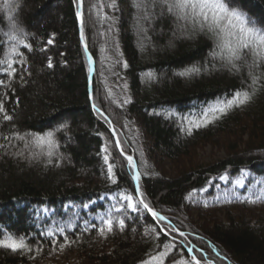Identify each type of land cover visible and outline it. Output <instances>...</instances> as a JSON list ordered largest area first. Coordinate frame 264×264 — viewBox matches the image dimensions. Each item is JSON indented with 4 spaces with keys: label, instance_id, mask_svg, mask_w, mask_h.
Instances as JSON below:
<instances>
[{
    "label": "trees",
    "instance_id": "16d2710c",
    "mask_svg": "<svg viewBox=\"0 0 264 264\" xmlns=\"http://www.w3.org/2000/svg\"><path fill=\"white\" fill-rule=\"evenodd\" d=\"M224 2L264 30V0ZM158 6L82 0L80 23L79 0H0V60L9 58L11 35L24 40L10 57L11 76L0 64V239L27 245L0 247V264L68 255L74 258L64 264H140L162 252L163 264H196L190 245L201 264H264V199L247 202L264 196V75L250 102L194 127L237 91H252L249 68L225 66L211 55L220 51L211 34H186L187 22L176 15L151 17ZM174 20L180 34L173 38ZM193 68L199 71L180 75ZM48 132L52 145L35 142ZM202 144L223 156L200 162ZM125 154L134 156L144 201L168 222L127 207L125 196L140 197ZM243 172V187L233 188ZM109 218L113 231L100 236Z\"/></svg>",
    "mask_w": 264,
    "mask_h": 264
},
{
    "label": "snow or ice",
    "instance_id": "6c2138e0",
    "mask_svg": "<svg viewBox=\"0 0 264 264\" xmlns=\"http://www.w3.org/2000/svg\"><path fill=\"white\" fill-rule=\"evenodd\" d=\"M162 8H165L169 13L174 14L178 19L184 20L188 23L182 25L181 27L185 28L186 34H194L195 32H204L205 34H211L212 38L216 43V47L220 49L219 52L213 51L211 55L213 57H219L224 61L225 66H230L231 69H237L238 64L240 67L247 66L249 68V77L251 79L252 91H237L231 99H228L226 102H221L216 107L209 109L204 113L202 123L194 124V127H202L213 120L219 118L220 115L225 114L228 110L233 107H240L252 100L253 95L256 91V85L260 82L261 76L264 74H257L256 70L264 67V30L258 27L248 26L245 20V14L241 13L238 9H230L224 0H157ZM140 4H136V7H140ZM77 17L81 16L80 12L76 13ZM227 21V24L230 28L222 27L221 22ZM255 22L253 21V24ZM191 26V32L188 33V26ZM12 27L15 31L23 32V29H20L14 23ZM10 39L15 41V44H23L24 40L18 38L16 35H11ZM83 30H81V41L83 42ZM49 44L52 43L51 40L48 41ZM9 49V58L0 60V64H7V68L4 69L7 75L11 76L13 72L16 71L12 67L10 62V57L12 55H17L18 50L15 46ZM28 47V45H25ZM85 51L87 52V46H85ZM91 62V57H89ZM49 67H51V62H49ZM126 66V65H125ZM199 71V69H188L185 72L180 73V75H187L189 72ZM147 76L151 77V73H147ZM0 111H3V104L0 103ZM5 120L10 119L7 115L3 117ZM106 119V118H105ZM191 132V127L189 128ZM53 134L51 132L46 133L45 135H36L34 137L37 144H53L52 140ZM117 148H120L119 141H116ZM107 151V149H103ZM121 154L123 151L121 150ZM51 155V152H49ZM129 166L135 171L136 165L133 162V157H126ZM104 161L108 164V178L115 183L113 177V165L108 163V155L104 156ZM51 162V161H49ZM140 174L137 172L133 175L132 179L139 181ZM224 177H221L223 179ZM195 191V190H193ZM136 195L140 197L139 200L133 202L132 196H125L124 199L128 201L127 207L131 208L134 212L139 211L138 206H142L144 210L152 215L153 218L159 221H165L167 218L160 215L154 209H152L148 203L143 199L142 194L140 193L139 185L136 187ZM264 199V196H258L255 200L248 198L247 202L256 203L257 200ZM117 226L123 230L125 227V221L123 219L118 220ZM113 231V219H104L102 221V226L98 229V234L100 236H106L108 233ZM161 232H165L166 229H161ZM171 232H178V229L171 228ZM160 233H157L159 235ZM51 235V233H49ZM180 236H184L183 232H179ZM67 241V238H65ZM0 247H7L13 251L22 250L27 247L24 243L23 238L16 240L11 235L7 236L5 239H0ZM63 247V246H62ZM191 251V249H190ZM167 256V252L159 253V256L151 257V260H142L140 264H151V262L159 261L160 264H163L161 258ZM193 260H196V257H192ZM196 264H199V261L196 260Z\"/></svg>",
    "mask_w": 264,
    "mask_h": 264
},
{
    "label": "rangeland",
    "instance_id": "374dc122",
    "mask_svg": "<svg viewBox=\"0 0 264 264\" xmlns=\"http://www.w3.org/2000/svg\"><path fill=\"white\" fill-rule=\"evenodd\" d=\"M165 12H168L167 10L163 9L162 7L160 8L159 6L157 8H154L153 11H151L150 13V16L151 17H157V18H160L162 17ZM186 22V21H184ZM188 23V22H187ZM173 31L171 32V37H175V35H179L180 34V30L178 29V20H174L173 21ZM172 73H174V71H172ZM67 143H69L67 141ZM196 155H197V159L200 161V162H210L216 158H219V157H222L223 156V150L216 147V146H212L210 144H202L198 149H197V152H196ZM127 156H131V157H134L132 154H129ZM168 169V167H167ZM248 176V172H243L241 174V176L237 179H235L232 183V186L233 188H242L243 185H244V182L246 180ZM224 177L223 179H221V177L219 178V181L221 183V185H225L227 183V176H222ZM254 184H257V181L254 182ZM221 188L220 187H217V190H220ZM226 189L223 190V193H225ZM128 203V201H127ZM45 209H43L44 211ZM165 228H167L168 230L169 227L165 226ZM74 256L73 255H68V256H57L56 258L54 259H50L46 262V264H64L65 262H68L70 263L72 260H73ZM203 264V263H202Z\"/></svg>",
    "mask_w": 264,
    "mask_h": 264
},
{
    "label": "water",
    "instance_id": "95a60500",
    "mask_svg": "<svg viewBox=\"0 0 264 264\" xmlns=\"http://www.w3.org/2000/svg\"><path fill=\"white\" fill-rule=\"evenodd\" d=\"M81 1L82 0H79V10H81ZM79 21H81V18L79 17ZM93 72H94V62L93 60L91 61L90 63V70H89V79L91 80L92 76H93ZM90 94H91V86H90ZM103 116L108 120V118L103 114ZM110 123V122H109ZM110 125L112 126V124L110 123ZM111 132L114 136V139H115V142L118 141V138L114 132L113 129H111ZM133 162H134V158H133ZM137 173V168H135V171H134V175ZM135 184H136V187H137V183L135 181Z\"/></svg>",
    "mask_w": 264,
    "mask_h": 264
},
{
    "label": "bare ground",
    "instance_id": "6f19581e",
    "mask_svg": "<svg viewBox=\"0 0 264 264\" xmlns=\"http://www.w3.org/2000/svg\"><path fill=\"white\" fill-rule=\"evenodd\" d=\"M90 80V79H89ZM90 83H91V80H90Z\"/></svg>",
    "mask_w": 264,
    "mask_h": 264
}]
</instances>
